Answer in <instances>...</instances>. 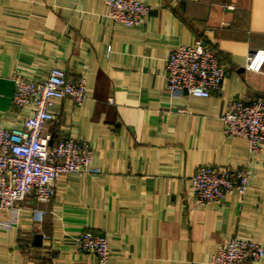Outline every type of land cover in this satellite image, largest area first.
<instances>
[{
  "label": "crops",
  "instance_id": "0c3cea01",
  "mask_svg": "<svg viewBox=\"0 0 264 264\" xmlns=\"http://www.w3.org/2000/svg\"><path fill=\"white\" fill-rule=\"evenodd\" d=\"M145 3L142 22L125 25L102 0H0V123L19 125L25 112L11 104L16 73L44 78L56 66L84 77V101L55 100L42 135L88 143L99 169L57 178L49 203L29 197L0 211V264H102L77 250L85 230L108 238L103 264H211L231 238L264 247V145L251 152L222 121L230 100L264 92V74L244 68L250 51L264 50V0ZM196 39L225 70L208 97L172 93L164 79L168 53ZM200 166L245 169V193L197 204ZM34 209L46 212L40 225Z\"/></svg>",
  "mask_w": 264,
  "mask_h": 264
},
{
  "label": "built area",
  "instance_id": "2783aa9c",
  "mask_svg": "<svg viewBox=\"0 0 264 264\" xmlns=\"http://www.w3.org/2000/svg\"><path fill=\"white\" fill-rule=\"evenodd\" d=\"M108 15L117 23L138 25L149 13L145 0H102ZM164 79L172 93L208 97L219 92L225 77L218 54L210 45L196 39L192 45L173 48L165 61ZM244 68L264 74V50L250 51ZM11 104L25 111L19 125L0 123V211L32 197L49 203L54 196V182L70 174L98 173L92 166L94 151L88 143L73 137L59 138L49 144L42 135L46 122L54 119L51 107L55 100L70 98L80 105L86 98L84 77L71 80L56 66L44 78H28L16 73ZM112 101V99H110ZM223 131L228 136L246 139L255 152L264 145V92L230 100L222 114ZM249 184L245 169L198 167L191 177L190 194L199 205L217 202L232 192L242 196ZM45 210L34 209L32 219L42 223ZM82 253H93L100 263L109 257L108 238L90 230L75 240ZM264 256V247L253 240L231 238L210 257L211 264H252Z\"/></svg>",
  "mask_w": 264,
  "mask_h": 264
},
{
  "label": "water",
  "instance_id": "95a60500",
  "mask_svg": "<svg viewBox=\"0 0 264 264\" xmlns=\"http://www.w3.org/2000/svg\"><path fill=\"white\" fill-rule=\"evenodd\" d=\"M49 144H50V142H49ZM33 243H34L35 246H41V244H42V235L41 234H35Z\"/></svg>",
  "mask_w": 264,
  "mask_h": 264
}]
</instances>
